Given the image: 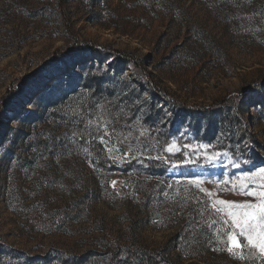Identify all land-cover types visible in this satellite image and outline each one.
<instances>
[{"label":"rangeland","instance_id":"rangeland-1","mask_svg":"<svg viewBox=\"0 0 264 264\" xmlns=\"http://www.w3.org/2000/svg\"><path fill=\"white\" fill-rule=\"evenodd\" d=\"M104 49L134 54L183 106ZM263 83L264 0H0V101L32 98L26 118L0 116V264H110L131 244L264 264L244 237L227 250L238 230L212 208L264 184Z\"/></svg>","mask_w":264,"mask_h":264},{"label":"snow or ice","instance_id":"snow-or-ice-1","mask_svg":"<svg viewBox=\"0 0 264 264\" xmlns=\"http://www.w3.org/2000/svg\"><path fill=\"white\" fill-rule=\"evenodd\" d=\"M74 70L75 62H73L70 68V71ZM51 87L55 90L59 85H52ZM31 104L32 98L27 96L19 99L10 98L8 100H2L0 101V116H3L6 111L11 110L14 114L8 117L9 122L19 120L21 117L26 118L30 113L29 105ZM257 104L264 106V101L250 102V106L252 107H255ZM101 128L105 130L104 134L99 137V143L104 144L107 149L105 137L108 136V132L103 124L99 125L96 131H99ZM93 138L95 139V137ZM175 146V143H173L171 148ZM171 148H169V152H171ZM252 175L264 179V168H260ZM248 179L251 181L252 177ZM112 183L115 185L116 182L113 181ZM233 188L236 191L242 192L243 195L253 197L256 202H233L219 199L212 204V208L217 213H223L224 217L227 218L224 222L228 223L230 221L231 226L238 230L236 233L228 234L229 247L227 250L231 253L234 248H241L242 244L238 237H244L247 241V245L251 246L253 249H257L259 255L264 257V184L250 185L247 182H241L239 188H236L235 184ZM201 191L204 190L201 189Z\"/></svg>","mask_w":264,"mask_h":264},{"label":"trees","instance_id":"trees-1","mask_svg":"<svg viewBox=\"0 0 264 264\" xmlns=\"http://www.w3.org/2000/svg\"><path fill=\"white\" fill-rule=\"evenodd\" d=\"M87 47L92 48V45L85 44V45H80L79 47H74L72 49H69L65 53V55H68L71 57L80 55L82 54L84 50H86ZM96 53L110 56L116 62L121 63L122 65H128V64L133 65L135 68V72L138 75L139 79L142 82H144L149 87V89H151L157 96L163 99V101L171 103L174 106L175 105H177L178 107L183 106V105H180V103L172 99L169 95H167V93H165L159 88V85L153 79L152 74L146 71V69L141 66V61L137 57H135L134 54L129 53V52H122L118 50L110 51L106 49L96 51ZM56 59L57 58H55L54 60ZM48 101H50L49 96L43 99L42 103H45ZM221 103L222 104L220 106L225 107V108H230L232 106L233 100L224 99ZM52 106H53L52 107L53 110L49 113L50 116L55 114V112L59 110V108L61 107V103L60 101H57V102L52 103ZM64 119L65 118L63 117V121ZM66 134L67 133L60 134L63 140L65 139ZM53 139H51L50 141L46 140L44 144L51 145L53 142H55ZM231 146H232L231 148H233L234 150L236 149L235 147L236 145L234 144V141L232 142ZM109 259H111L110 264H175L173 261L168 259L166 255H164L163 253L159 251H155V250L151 251V250H147L144 248H137L133 244L118 247L116 252L109 255ZM86 261H87L86 258H81L78 260L76 259V261H73L72 264H86Z\"/></svg>","mask_w":264,"mask_h":264}]
</instances>
